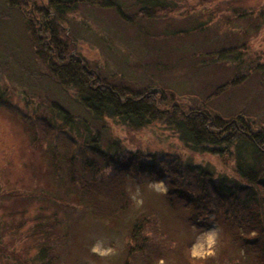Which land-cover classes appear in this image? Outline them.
Returning a JSON list of instances; mask_svg holds the SVG:
<instances>
[{"label":"rangeland","instance_id":"rangeland-1","mask_svg":"<svg viewBox=\"0 0 264 264\" xmlns=\"http://www.w3.org/2000/svg\"><path fill=\"white\" fill-rule=\"evenodd\" d=\"M162 1L170 6L160 17L133 24L113 9L83 4L56 20V32L88 70L148 93L162 113L201 105L217 85L244 75L209 103L225 117L244 112L253 124L264 122V0ZM22 11L0 1V264H143L141 253L129 255L138 221L148 264H177L189 255L200 260L192 264H258L234 248L223 225L186 224L185 208L165 201L163 179L127 178L129 207L119 212V196H111L121 172L90 156V147L167 153L230 177H237L235 160L192 151L160 119L132 129L117 118H94L78 90L36 57L26 18L40 15ZM160 247L168 250L152 251Z\"/></svg>","mask_w":264,"mask_h":264},{"label":"trees","instance_id":"trees-1","mask_svg":"<svg viewBox=\"0 0 264 264\" xmlns=\"http://www.w3.org/2000/svg\"><path fill=\"white\" fill-rule=\"evenodd\" d=\"M0 1L7 7L21 11L23 8H33L34 13L40 15L33 16V13L29 12L28 17L22 13L27 16V22L31 23L29 37L35 45L36 57L48 63L51 74L59 82L74 86L78 90L81 103L94 118H117L132 129L143 127L151 118L160 119L172 125L180 140L192 151L208 152L216 156L230 153L235 160L237 177H230L207 166L182 162L175 155L168 156L167 153L161 157L158 153L136 154L123 149L109 154L98 146L90 147V156L104 157V167L113 165V171L121 172L120 189L111 196V201L119 196L115 200L118 202L116 208L120 213L126 212L129 207L125 187L127 178L133 177L135 173L149 182L163 179L168 188L164 195L165 201L171 208H185L186 224L203 229L209 227L212 222L223 225L230 232V241L236 246L234 248L239 249L247 258L252 256V260L256 259L258 264H264V122L253 124L252 118L244 112L225 117L209 103L213 97L241 84L244 75L232 76L217 85L208 97L201 100V105L187 107L185 111L175 106L179 108L178 111L177 108L174 113L164 109L166 111L162 113L154 106L148 93L142 90L137 93L124 84H112L108 77L88 70L86 63L79 56L70 53V46L68 48L67 43L60 42L56 32V20H65L66 14L87 4L113 9L124 22L133 24L142 18L160 17L158 13L170 6L167 2L131 0L126 4L125 0H46L44 2L47 4L44 6L42 0ZM134 6L138 7L137 10H130ZM32 16L36 20L34 23ZM50 16L53 17L50 19ZM187 33L188 30H184L182 35ZM225 55L229 57L228 54ZM220 57H223L222 53ZM165 91L170 92L166 89ZM62 113L67 116V111L61 109ZM89 165L94 166L91 163ZM141 217L146 218L144 215ZM143 223H134L130 234L134 243L129 249V255L134 252L141 253L143 264H148L152 254L148 253L145 244H140L138 240ZM42 230L44 229L40 231ZM248 247H255L254 251ZM161 248L168 250L166 247H160L152 251ZM47 252L44 247L39 251V256L46 257ZM161 256L162 254L158 258ZM193 262L198 263L200 260H194L189 255L185 259L181 256L177 264ZM207 264L214 263L208 261Z\"/></svg>","mask_w":264,"mask_h":264}]
</instances>
